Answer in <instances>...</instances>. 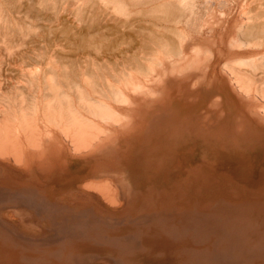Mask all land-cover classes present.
<instances>
[{
    "label": "bare ground",
    "instance_id": "obj_1",
    "mask_svg": "<svg viewBox=\"0 0 264 264\" xmlns=\"http://www.w3.org/2000/svg\"><path fill=\"white\" fill-rule=\"evenodd\" d=\"M33 2L40 6L31 13L28 31L36 34V55L48 62L50 48L64 33L59 23L63 0ZM117 13L127 15V9ZM84 14V9L74 11L77 19ZM216 15L209 5L208 20L214 21ZM233 43L239 46L241 41ZM198 56L199 51L192 50L189 67L196 65ZM259 62L256 58L243 63L240 71L255 72ZM48 71L50 111L67 113L77 151L96 156L63 165L28 161L19 168L11 161L0 162L39 180L69 175L42 188L37 187L38 180L0 183V212L18 209L4 215L9 222L0 219V264H83L92 257L117 264H220L223 257L230 264H264V124L201 119L179 103L162 101L122 138L94 143L93 120L117 122L115 114L104 105H89L91 119H84L75 107V97L81 101L86 97L75 79L76 69L53 59ZM14 73L19 75L15 69L0 67V79ZM94 80L95 74L88 77V87ZM25 87L36 89L39 81H24L17 92L22 94ZM227 140L241 150L226 151ZM59 180L64 183L56 192ZM69 190L75 191V204L62 195ZM145 202L151 205L139 215L137 209ZM26 211L55 237L21 238L11 222H23L21 213ZM111 213L115 221L109 220ZM33 231L41 234V229Z\"/></svg>",
    "mask_w": 264,
    "mask_h": 264
},
{
    "label": "clouds",
    "instance_id": "obj_2",
    "mask_svg": "<svg viewBox=\"0 0 264 264\" xmlns=\"http://www.w3.org/2000/svg\"><path fill=\"white\" fill-rule=\"evenodd\" d=\"M209 5L217 11L214 21L206 16ZM39 6L0 0V67L19 73L0 79V162L19 168L28 161L63 165L96 156L78 152L67 113L49 109L53 59L76 69L86 97H75V107L84 119H91L89 105H104L116 116L113 123L93 120L94 143L122 138L162 101L179 103L201 119L264 124V0H63V19H57L64 33L48 62L36 55V34L28 31ZM120 8L127 15H119ZM76 9L85 10L82 18L75 17ZM194 49L199 56L189 67ZM256 58L255 72L240 71ZM93 74L94 86L88 87ZM27 80L39 87L18 93Z\"/></svg>",
    "mask_w": 264,
    "mask_h": 264
},
{
    "label": "rangeland",
    "instance_id": "obj_3",
    "mask_svg": "<svg viewBox=\"0 0 264 264\" xmlns=\"http://www.w3.org/2000/svg\"><path fill=\"white\" fill-rule=\"evenodd\" d=\"M224 142H225V150L226 151H231L230 153H232V154H233V152L235 153L236 150H241V149H238L237 148L238 146L234 145L231 140H227V141H224ZM141 151H143L142 148L140 150H138V152H141ZM138 155H139V153H138ZM209 159L210 158H208L207 160H209ZM6 167H7V170H5ZM171 167H168V169L171 168ZM0 171L3 172V174L0 175V183H2V181H6L7 179H15V181L16 180H20V181H28V182H32L33 180H36V181L38 180V181H41L40 184H38V186H37V187H40V188L45 187L46 185H48V183H52L60 175H67V174H60L59 176L58 175H54L53 177H49V178H46V179L39 180V179L34 178V177L32 178L31 176L27 177V176H24L23 174L16 173V172L10 170L9 166L3 165V164H0ZM163 173L158 175L159 181L157 182V185L160 186V189H161V187L163 186V183H164L163 178H162ZM11 176H13V178H11ZM67 176H69V175H67ZM156 178H157V176L154 177L152 180H154ZM151 181H149V182H151ZM63 183L64 182H62L61 180L58 181V183L56 185V192H58V191L61 192L62 191ZM148 185H151V184H148ZM74 193H75V191L69 190V191L63 192L62 195L65 196L66 198H72V195ZM123 194H124L123 197L126 199L125 193H123ZM75 199L76 198H72L71 201H70V204H75V202H74V201H76ZM89 205L90 206H96L95 204H89ZM150 205H151L150 202L142 203L138 207L137 213L139 215L146 214V211L150 207ZM12 210H13V208H11V207L2 210L0 212V219L4 220L6 222H9L8 219L5 218L4 215L6 213H10ZM13 211L18 212V209H14ZM26 212L27 213H25V212L21 213L22 216L24 217V218L22 217L23 222H21V221L11 222V225L16 227L17 230H19L17 232L22 233V234H20L21 238L27 239V240H31V241H40V240H43V239H46V238L53 239L55 237L52 233H50L51 232L50 230H47L46 228L41 227V225L39 223H37L32 216L31 217L29 216V215H31L30 211H26ZM103 213L109 215L107 213V211H104ZM111 214H112V216H110L111 219L109 218V220L110 221H115L116 220L115 219V215L113 213H111ZM37 228H38V230L41 229V231H40L41 234H39V235H35L36 232L33 231V230H35ZM200 244H201V242L199 243V245ZM193 253H197V252L194 250ZM83 264H117V262L115 260H113V259L92 257V258H87L83 262ZM220 264H230V259H228L227 257H223L221 262H220Z\"/></svg>",
    "mask_w": 264,
    "mask_h": 264
}]
</instances>
